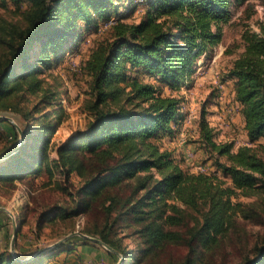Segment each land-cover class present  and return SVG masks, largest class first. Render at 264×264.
I'll return each mask as SVG.
<instances>
[{"label":"trees","instance_id":"1","mask_svg":"<svg viewBox=\"0 0 264 264\" xmlns=\"http://www.w3.org/2000/svg\"><path fill=\"white\" fill-rule=\"evenodd\" d=\"M29 1L22 28L0 21V109L15 110L22 131L18 146L14 128L6 154L16 150L0 162V181L37 178L52 166L65 178L77 174L81 183L73 205L43 210L40 222L99 211L102 222L83 233L115 251L106 250L110 263L119 253L122 264H209L207 256L228 234L234 217L253 218L232 199L237 193H264V157L252 146L233 152L231 143L216 142L201 112L196 141L214 155V170H185L155 142L162 135L173 137L180 127L182 101L142 76L178 90L194 72L195 61L221 42L232 9L243 8L249 17L254 0H142L144 14L132 23L122 21L120 0ZM110 21V37L85 62L93 118L57 146V159L51 160L61 104L57 92L44 90L41 75L77 49L84 31ZM240 39L241 51L223 80L233 82L248 142L264 152L259 143L264 138V28L256 32L243 24ZM27 95L37 99L22 111L19 105L28 101ZM2 123L8 122L0 119V129ZM65 245L28 262L0 248V264H50L55 251L73 253ZM173 248L183 249V255L162 262ZM241 264H264V239Z\"/></svg>","mask_w":264,"mask_h":264},{"label":"rangeland","instance_id":"2","mask_svg":"<svg viewBox=\"0 0 264 264\" xmlns=\"http://www.w3.org/2000/svg\"><path fill=\"white\" fill-rule=\"evenodd\" d=\"M254 8L249 17L243 13V8L232 9V17L224 26L221 42L215 46L211 53L200 56L194 65V72L181 84L178 90H171L160 84L153 77L142 76L148 82L155 84L164 95H173L180 98L182 123L173 137L162 135L156 138V144L162 150L172 153L182 168L190 172H203L214 170V155L200 148L198 139V122L201 112L213 128L215 140L218 143H231L235 152L241 146H252L264 157V152L256 144L249 143L243 126L240 105L236 102L231 89L233 82L223 80L232 60L241 51V31L243 24L256 31L264 28V0H254ZM118 13L123 22H137L147 7L142 0H120ZM30 7L29 0H0V21L14 24L22 28L25 24L24 12ZM113 22V21H112ZM112 23L104 26L101 23L98 29L84 31L77 49L67 52L62 60L41 75L44 90L57 92L61 104L60 123L51 139V160L57 159L56 148L79 130H83L91 121L93 115L90 110L91 76L85 69L86 59L99 42L110 37ZM28 101L20 103L19 107L27 111L36 96L27 95ZM30 100V101H29ZM2 123L0 129V162L5 160L7 146H11L14 130L18 133L17 143L22 142V131L19 134L20 115L13 109H0ZM15 128V129H14ZM21 130V128H20ZM264 144V138L259 140ZM16 150L12 149L9 153ZM225 158L221 157L220 161ZM221 177V175H220ZM226 186H231L227 178H223ZM80 177L73 173L68 178L52 166V168L37 178L27 177L24 180H15L13 183L0 181V248H7L11 253L13 231L16 236L13 243L14 253L21 259L41 252L42 255L51 253L57 246L70 247L73 253L55 251L50 264H122L123 256L116 253L118 259L110 263L106 248L99 243L88 240L87 246L93 252H84L83 257L78 256L82 238L77 233H83L87 228L96 229L103 220L98 212L80 214L71 219H56L53 223H41L39 214L52 207H71L75 189L80 185ZM232 200L240 202L241 208L252 212L253 216L244 218L241 213L234 218V225L223 237L220 245L207 256L209 264H241L251 256V250L264 239V193L243 196L237 193ZM99 239L97 236L88 235ZM87 240V239H86ZM129 245L131 241L127 240ZM74 247V249H73ZM19 254H18V253ZM59 252H61L59 254ZM184 250L173 248L169 254L163 256V261L169 256L181 257ZM41 256V255H40ZM39 257L36 256V258Z\"/></svg>","mask_w":264,"mask_h":264},{"label":"water","instance_id":"3","mask_svg":"<svg viewBox=\"0 0 264 264\" xmlns=\"http://www.w3.org/2000/svg\"><path fill=\"white\" fill-rule=\"evenodd\" d=\"M16 128H17L19 134H21V130H20V128H19V127H16ZM21 135H22V134H21ZM21 141H22V140H21ZM20 143H21V142H20ZM20 143L18 144V146L20 145ZM11 153H13V152H11ZM11 153H8V154L5 156V158H6L7 156H9ZM0 209H2V210H4V211H6V212L9 213V211L6 210L4 207H0ZM77 234L80 235L82 238H85V239H87V240H91V241H94V242H96V243L101 244V245L104 246L108 251L115 252L110 246H108L107 244H105L104 242H102L101 240H99V239H97V238H94V237H91V236H88V235H85V234H82V233H77ZM15 236H16V230L13 231L12 243H11V248H10L11 253H12V255L15 257L16 260H18L19 262H28V261H31V260L35 259L36 256H38V255H39V256L42 255L41 252H39V253H37V254H33V255H31V256H28V257H26V258H24V259H20V258H18V257L16 256V254L14 253V247H13V243H14V240H15Z\"/></svg>","mask_w":264,"mask_h":264},{"label":"crops","instance_id":"4","mask_svg":"<svg viewBox=\"0 0 264 264\" xmlns=\"http://www.w3.org/2000/svg\"><path fill=\"white\" fill-rule=\"evenodd\" d=\"M231 92H232V95H234V89H233V87L231 89ZM242 123H243V121H242ZM80 247H81L80 248V252H78V256H80V257H83L84 252H86V251L93 252V250H90V247H88L87 245L80 246ZM90 264H94V263H91L90 262Z\"/></svg>","mask_w":264,"mask_h":264},{"label":"built area","instance_id":"5","mask_svg":"<svg viewBox=\"0 0 264 264\" xmlns=\"http://www.w3.org/2000/svg\"><path fill=\"white\" fill-rule=\"evenodd\" d=\"M263 11H264V10H263L262 8L259 10V12H262V13H263ZM111 23H113V22L110 21V22L104 23V26H107V25H109V24H111ZM197 169H198V171H200V172H203V170H204V168L201 167V166H199Z\"/></svg>","mask_w":264,"mask_h":264}]
</instances>
